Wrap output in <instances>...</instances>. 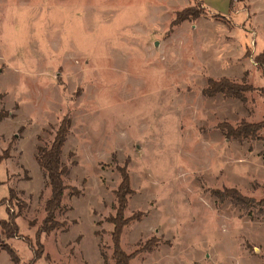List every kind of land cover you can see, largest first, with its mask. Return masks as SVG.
I'll use <instances>...</instances> for the list:
<instances>
[{
	"label": "rangeland",
	"instance_id": "1",
	"mask_svg": "<svg viewBox=\"0 0 264 264\" xmlns=\"http://www.w3.org/2000/svg\"><path fill=\"white\" fill-rule=\"evenodd\" d=\"M184 8L201 13L171 26ZM263 49L264 0H0V154L10 152L0 200L12 188L10 210L24 204L16 223L32 245L50 193L36 147L71 118L57 215L66 230L39 234L34 264H114L106 218L122 166L133 191L124 216L144 214L122 228L120 245L131 253L157 241L128 264H264V214L250 219L209 191L264 198V130L237 140L217 126L264 119V71L254 61ZM209 76L257 90L245 102L204 96ZM8 243L18 264L33 258L22 238ZM0 264H13L5 250Z\"/></svg>",
	"mask_w": 264,
	"mask_h": 264
},
{
	"label": "trees",
	"instance_id": "2",
	"mask_svg": "<svg viewBox=\"0 0 264 264\" xmlns=\"http://www.w3.org/2000/svg\"><path fill=\"white\" fill-rule=\"evenodd\" d=\"M234 0H230L232 4ZM195 10V9H194ZM199 11H190L187 8L177 12L174 19L171 21V26H174L181 22L185 18L196 19L199 16ZM254 61L264 71V49L254 57ZM257 90L256 87L250 83L242 80L236 82L230 80L226 76L219 78L208 77L206 85L201 89V93L204 96H214L221 93L225 97H232L246 101V93ZM264 99V88L258 89ZM6 117L4 112L0 109V120ZM222 134L227 139L237 140H259L261 139L260 132L264 130V119L256 122H249L241 120L237 125L233 126L228 122H220L217 124ZM71 118L69 115H64L57 126L54 128V134L52 140L48 145H38L36 147L35 161L46 176V185L50 189L48 198L44 201L43 210L45 216L41 221L40 226L35 233V247L32 245V240L27 236L19 234L18 226L16 223L17 216L20 215L24 204L18 205V210L13 212L10 210V203L16 194L12 188H9L8 197L0 200V204H6L7 217L0 219V228L2 233V239L0 240V250H5L13 264L19 263V257L14 249L5 242L4 239L20 237L22 238L33 251V258L27 262V264H34L35 260L42 256L43 246L39 242L40 233H50L54 230L62 229L66 230V222L59 221L57 215L61 212V204L64 191L69 188L64 184L63 178L69 173V165L64 163L61 159L63 152V146L70 133ZM10 156L9 147H7L0 154V162ZM73 154L69 153V157ZM75 164V161H71V165ZM120 173V183L114 190L115 195V213L112 216L106 218V221L112 224L111 231V243L112 253L111 258L114 264H128L130 259L135 257L141 252H150L157 242L154 238L149 239L146 243L142 244L138 249H135L131 253L125 252L120 245V234L122 228L128 225L132 221H138L143 216V212H135L130 216H124V210L127 202V194H131L133 191L129 186V176L124 166L118 167ZM210 194L213 195L218 202L228 200L233 205L238 206L242 212L249 216L250 219H259L264 214V198L255 200L252 197L242 194L235 187H223L222 189L214 188L210 189ZM73 195H78L79 190L76 187H71Z\"/></svg>",
	"mask_w": 264,
	"mask_h": 264
},
{
	"label": "crops",
	"instance_id": "3",
	"mask_svg": "<svg viewBox=\"0 0 264 264\" xmlns=\"http://www.w3.org/2000/svg\"><path fill=\"white\" fill-rule=\"evenodd\" d=\"M7 196H8V195H7ZM2 206H4L5 209H6V206H5L4 204H2ZM6 217H7V214H6ZM4 219H5V218H4ZM0 231H1V228H0ZM9 239H11V238H9ZM9 239H4V241L8 243V240H9ZM1 251H3V250H0V252H1ZM12 263H13V262H12Z\"/></svg>",
	"mask_w": 264,
	"mask_h": 264
}]
</instances>
